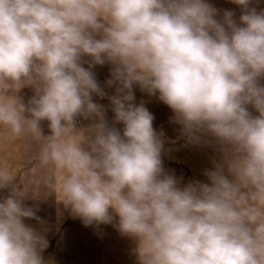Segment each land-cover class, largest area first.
<instances>
[{"label": "clouds", "instance_id": "1", "mask_svg": "<svg viewBox=\"0 0 264 264\" xmlns=\"http://www.w3.org/2000/svg\"><path fill=\"white\" fill-rule=\"evenodd\" d=\"M231 2L238 17L208 0H0V126L44 140L59 201L86 227L116 220L137 264H264V9ZM106 62L112 126L93 101ZM134 86L158 94L191 142L214 139L223 160L208 182L165 171L164 133ZM5 191L0 264H44L48 241L25 222L36 212L0 162Z\"/></svg>", "mask_w": 264, "mask_h": 264}, {"label": "crops", "instance_id": "2", "mask_svg": "<svg viewBox=\"0 0 264 264\" xmlns=\"http://www.w3.org/2000/svg\"><path fill=\"white\" fill-rule=\"evenodd\" d=\"M208 2L221 12L227 10L226 0H208ZM231 6L238 17L240 14L239 7L233 3ZM254 6H257L258 9H264V0H254ZM84 66L88 67L87 64ZM112 68L113 65L106 62L103 65H95L92 69L105 93L103 97L93 94V101L102 106L105 119L110 126L114 122V112L109 97L115 94V86H108L107 81L111 79ZM261 83H264V80H261ZM133 91L134 103L144 104L154 115V128L158 132L163 131L164 133L161 158L165 171L173 174L181 184L196 179L202 180V172L210 170L211 166L202 164L201 169L196 166L194 159L199 156L189 137L179 142L176 141L183 135V131L181 126L174 122L172 110L158 99V94L149 95L146 91H142L139 86H134ZM33 94L30 87H22L17 93L25 103ZM93 122L78 117L77 127L87 128ZM114 126L118 129L123 128V125L119 123ZM41 127L45 136L50 134L47 121H43ZM43 143V139H35L30 134L12 137L7 128L0 126V162H7L15 176L17 186L26 194L25 204L32 207L38 217V219H29L25 222L40 232L48 241L47 248L42 252L44 264H61V262H66L72 258L74 260L76 258L81 259L82 256L79 253L84 251L83 244L76 242L75 238L74 242L66 240L67 236H105L114 235V232L109 231L112 229L107 227L108 225L86 227L79 217L72 214L71 210L59 201L61 196L55 185L57 177L62 174V170L53 165L42 166L40 164L39 153ZM5 195H7L6 191L0 192V197ZM94 242L96 245H90V251H103V249H99L98 241ZM107 249L104 251L107 252Z\"/></svg>", "mask_w": 264, "mask_h": 264}, {"label": "rangeland", "instance_id": "3", "mask_svg": "<svg viewBox=\"0 0 264 264\" xmlns=\"http://www.w3.org/2000/svg\"><path fill=\"white\" fill-rule=\"evenodd\" d=\"M231 3V0H226L227 10H233ZM249 111L254 116L258 115L256 110L252 107H250ZM185 138H188V136L183 133V135L180 138H177L176 141L179 142ZM194 148L198 152L199 156L197 157V159H194V162L200 169L202 167V164L210 165L212 169L214 167V164L221 163L223 160V154L220 151L219 146L215 144L214 139L211 137L204 138V141L200 143H194ZM202 174L203 179H196L195 181L208 182L205 172H202ZM115 223L116 220L113 221V224H109L107 226L112 229L109 231L114 232V235H98L93 237L92 235H83L76 237L67 236L65 238L66 240L74 242L75 238L76 242L83 244L84 251L83 253H79V255L82 256L81 259L76 258L74 260L72 258L66 262H61V264H137L135 251L137 242L134 238L122 235L114 226ZM96 240L98 241L97 245L98 247H100L99 249H103V251H90V245H96V243L94 242ZM105 249H107V252L104 251Z\"/></svg>", "mask_w": 264, "mask_h": 264}]
</instances>
